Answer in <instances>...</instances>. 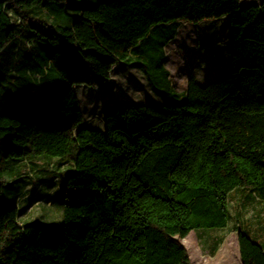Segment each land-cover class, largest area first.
I'll list each match as a JSON object with an SVG mask.
<instances>
[{"label": "trees", "instance_id": "obj_1", "mask_svg": "<svg viewBox=\"0 0 264 264\" xmlns=\"http://www.w3.org/2000/svg\"><path fill=\"white\" fill-rule=\"evenodd\" d=\"M223 17L227 71L83 125L76 87L164 51L181 22ZM36 157L73 164L59 233L4 207L8 165ZM239 187L264 202V0H0V264H192L181 239L227 226ZM238 241L242 264H264L260 242Z\"/></svg>", "mask_w": 264, "mask_h": 264}, {"label": "rangeland", "instance_id": "obj_2", "mask_svg": "<svg viewBox=\"0 0 264 264\" xmlns=\"http://www.w3.org/2000/svg\"><path fill=\"white\" fill-rule=\"evenodd\" d=\"M261 1L241 0L242 3ZM13 16L16 15L13 13ZM230 35L225 17L206 19L198 24L182 23L180 37L170 44L168 42L164 51L159 44H153L152 55L148 60L134 59L138 64H120L112 72L111 82L105 87L92 88L86 85L78 87L77 94L84 114V123L103 127L101 115L105 103L177 101L176 97L171 95L173 88L177 92L185 91L189 74L195 69L196 77L201 84L208 83L207 74L222 73L227 68L231 48ZM7 54L9 50L6 51ZM65 163L67 162L59 159H42L30 168L29 163H26L20 173L11 178L12 182L9 168L14 165L9 164L6 181L11 186L9 189L11 196L6 193L4 207L14 203L15 198L21 210L19 214L21 223L38 222L59 233L63 219L62 176L68 170ZM42 167L44 170H41ZM52 173H55V176ZM222 230L214 227L197 228L187 235L188 239H181L189 251L192 264H217L213 253L219 247L220 249L223 247L220 235ZM208 243L213 245L209 246V249ZM232 244L233 240L230 239L224 249L228 248L227 251L233 249ZM237 248L236 245V250Z\"/></svg>", "mask_w": 264, "mask_h": 264}, {"label": "crops", "instance_id": "obj_3", "mask_svg": "<svg viewBox=\"0 0 264 264\" xmlns=\"http://www.w3.org/2000/svg\"><path fill=\"white\" fill-rule=\"evenodd\" d=\"M255 3V2H251ZM242 5L249 4V3H242ZM182 23H188V22H181L177 29V33L173 39L169 41V44L176 41L178 37H180L181 33V26ZM231 47V45H230ZM166 58V55H165ZM230 60V53L228 58V64L225 71L228 69ZM215 66H216V62ZM218 67V66H217ZM224 71V72H225ZM196 73V69L194 72ZM223 73V72H222ZM191 74V73H190ZM189 74V75H190ZM221 73H215L213 75L207 74L206 79L209 80L215 75H218ZM196 75V74H195ZM189 78V77H188ZM198 79V78H197ZM199 80V79H198ZM200 81V80H199ZM201 82V81H200ZM79 87V86H78ZM76 87V91L78 89ZM186 91V90H185ZM185 91L181 92L184 93ZM108 103H105V106ZM105 110V109H104ZM100 116V115H99ZM103 127H96L94 125L85 124L83 121V125H87L93 128H97L100 130L104 129L105 123H104V111L101 115ZM92 121V120H90ZM92 123V122H91ZM42 159H50V158H43V157H36L29 160H23L18 163L14 164V167L10 169V174L13 176L15 174H18L20 170L22 169L23 165H27L26 163H29V167L32 165L34 166L36 162L42 161ZM57 159V158H52ZM65 165H68V170H73V164L72 163H65ZM41 170H44L42 167ZM48 170V169H46ZM11 187L6 188V192H10ZM8 189V190H7ZM229 209H230V219L227 224V226L221 228L223 229L221 232V240L223 247L220 249V247L213 253L215 256V260L217 261V264H242L241 256H240V250H239V241H238V233L240 230L247 232L253 239L257 240L264 246V202L263 200L258 196L257 192L251 188H244L239 187L234 190H232L229 194ZM29 222V221H27ZM26 223V222H22ZM232 239L233 240V249L228 248L224 249V246H226L227 242ZM220 245V246H222ZM237 245V250H236ZM208 249L209 246H213L212 244H207ZM208 249H206L208 251Z\"/></svg>", "mask_w": 264, "mask_h": 264}]
</instances>
